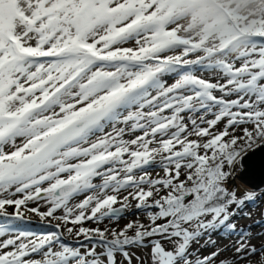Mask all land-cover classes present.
<instances>
[{"label":"snow or ice","instance_id":"6c2138e0","mask_svg":"<svg viewBox=\"0 0 264 264\" xmlns=\"http://www.w3.org/2000/svg\"><path fill=\"white\" fill-rule=\"evenodd\" d=\"M178 7L0 5V264H264V182L237 174L264 152V26L213 47Z\"/></svg>","mask_w":264,"mask_h":264},{"label":"rangeland","instance_id":"374dc122","mask_svg":"<svg viewBox=\"0 0 264 264\" xmlns=\"http://www.w3.org/2000/svg\"><path fill=\"white\" fill-rule=\"evenodd\" d=\"M4 3L5 0H0V5ZM177 15V26L188 39H196L213 47H235L246 37L233 29V20L239 21L242 17L251 22L256 21L255 24L260 27L264 26V0H179ZM242 171L243 168L238 165L237 174ZM236 182L244 183L239 178ZM34 226L35 222L31 227ZM224 235L221 233V236ZM160 259L161 264H167L164 257Z\"/></svg>","mask_w":264,"mask_h":264},{"label":"water","instance_id":"95a60500","mask_svg":"<svg viewBox=\"0 0 264 264\" xmlns=\"http://www.w3.org/2000/svg\"><path fill=\"white\" fill-rule=\"evenodd\" d=\"M243 171L238 175H243L251 183L261 184L264 182V152L257 149L255 154L251 152L245 157Z\"/></svg>","mask_w":264,"mask_h":264},{"label":"trees","instance_id":"16d2710c","mask_svg":"<svg viewBox=\"0 0 264 264\" xmlns=\"http://www.w3.org/2000/svg\"><path fill=\"white\" fill-rule=\"evenodd\" d=\"M255 22L256 21L251 22L241 17L239 21L233 20V29H236L237 32L247 37L260 28V26L255 24Z\"/></svg>","mask_w":264,"mask_h":264}]
</instances>
